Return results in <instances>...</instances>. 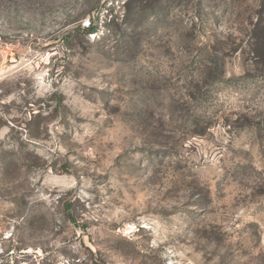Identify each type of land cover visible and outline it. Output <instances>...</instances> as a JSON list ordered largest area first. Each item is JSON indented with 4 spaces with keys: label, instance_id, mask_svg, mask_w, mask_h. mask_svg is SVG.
Listing matches in <instances>:
<instances>
[{
    "label": "rangeland",
    "instance_id": "rangeland-1",
    "mask_svg": "<svg viewBox=\"0 0 264 264\" xmlns=\"http://www.w3.org/2000/svg\"><path fill=\"white\" fill-rule=\"evenodd\" d=\"M0 264H264V0H0Z\"/></svg>",
    "mask_w": 264,
    "mask_h": 264
},
{
    "label": "trees",
    "instance_id": "trees-1",
    "mask_svg": "<svg viewBox=\"0 0 264 264\" xmlns=\"http://www.w3.org/2000/svg\"><path fill=\"white\" fill-rule=\"evenodd\" d=\"M87 32H89L90 34H95L97 33L98 27L95 24V21L92 19H89L87 22V27L85 29Z\"/></svg>",
    "mask_w": 264,
    "mask_h": 264
}]
</instances>
